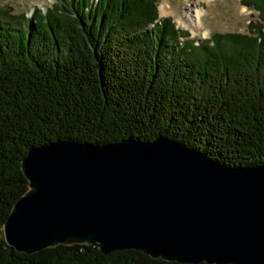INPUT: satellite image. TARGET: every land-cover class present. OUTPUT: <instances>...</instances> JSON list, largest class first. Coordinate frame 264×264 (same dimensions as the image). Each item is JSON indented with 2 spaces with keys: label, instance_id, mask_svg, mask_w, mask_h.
Returning <instances> with one entry per match:
<instances>
[{
  "label": "trees",
  "instance_id": "1",
  "mask_svg": "<svg viewBox=\"0 0 264 264\" xmlns=\"http://www.w3.org/2000/svg\"><path fill=\"white\" fill-rule=\"evenodd\" d=\"M247 33L196 44L158 0H55L29 17L0 5V264H181L97 245L16 252L3 226L28 190L22 161L58 140L165 137L229 166H264V0ZM206 264V263H201Z\"/></svg>",
  "mask_w": 264,
  "mask_h": 264
},
{
  "label": "water",
  "instance_id": "2",
  "mask_svg": "<svg viewBox=\"0 0 264 264\" xmlns=\"http://www.w3.org/2000/svg\"><path fill=\"white\" fill-rule=\"evenodd\" d=\"M21 166L28 190L3 226L18 253L97 245L181 264H264V166L229 167L165 137L58 140Z\"/></svg>",
  "mask_w": 264,
  "mask_h": 264
},
{
  "label": "rangeland",
  "instance_id": "3",
  "mask_svg": "<svg viewBox=\"0 0 264 264\" xmlns=\"http://www.w3.org/2000/svg\"><path fill=\"white\" fill-rule=\"evenodd\" d=\"M55 0H0L15 14L31 16L35 9L46 10ZM241 0H158L159 17L171 18L181 31H188L196 44L216 33H247L257 12L243 6ZM201 10V16L196 14Z\"/></svg>",
  "mask_w": 264,
  "mask_h": 264
},
{
  "label": "bare ground",
  "instance_id": "4",
  "mask_svg": "<svg viewBox=\"0 0 264 264\" xmlns=\"http://www.w3.org/2000/svg\"><path fill=\"white\" fill-rule=\"evenodd\" d=\"M195 12H196V14H197L198 16H201V14H202V11H201V10H197V9H196Z\"/></svg>",
  "mask_w": 264,
  "mask_h": 264
}]
</instances>
